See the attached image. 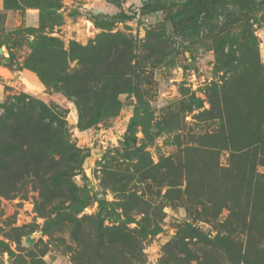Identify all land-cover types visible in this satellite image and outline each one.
I'll use <instances>...</instances> for the list:
<instances>
[{"label":"rangeland","instance_id":"1","mask_svg":"<svg viewBox=\"0 0 264 264\" xmlns=\"http://www.w3.org/2000/svg\"><path fill=\"white\" fill-rule=\"evenodd\" d=\"M0 264H264V0H0Z\"/></svg>","mask_w":264,"mask_h":264},{"label":"water","instance_id":"2","mask_svg":"<svg viewBox=\"0 0 264 264\" xmlns=\"http://www.w3.org/2000/svg\"><path fill=\"white\" fill-rule=\"evenodd\" d=\"M97 194H98V197L100 198L101 197L100 193L98 192Z\"/></svg>","mask_w":264,"mask_h":264}]
</instances>
